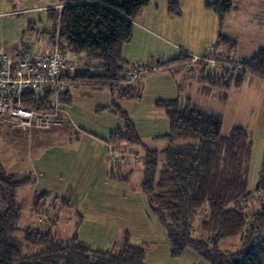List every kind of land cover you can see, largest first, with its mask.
<instances>
[{"label": "trees", "instance_id": "trees-1", "mask_svg": "<svg viewBox=\"0 0 264 264\" xmlns=\"http://www.w3.org/2000/svg\"><path fill=\"white\" fill-rule=\"evenodd\" d=\"M148 4L149 0H62L60 10L50 9L48 17L54 25L45 38L53 46L58 39L63 52L82 55L68 84L108 88L120 98L138 97L139 88L130 77L132 65L123 58L122 47L131 41L133 21ZM167 5L170 15L181 14L179 0H167ZM234 6L233 0L206 4L220 22ZM236 45L235 39L221 34L213 52L206 54L226 65L204 64V74L199 75L203 92L217 90L225 96L232 87L239 88L248 74L264 79V46L249 60L237 62L216 53L218 48L234 49ZM19 48L17 54L37 53L28 41ZM190 57L182 54L162 63V67L178 72L189 64ZM208 64L214 68L208 70ZM66 96L69 104L68 90ZM25 101L27 106L49 109L39 105L36 97L28 96ZM156 105L164 109L170 128L163 135L167 142L162 149L145 147L140 157L141 186L166 230L171 255L179 256L191 248L204 257L206 264H264V157L254 197L248 190L253 149L250 135L239 126L224 135L220 115L196 108L191 99H160ZM113 106L125 114L118 104ZM107 141L115 149L121 142L143 144L131 123L114 130ZM29 181L30 177L7 173L0 163V264H146V246L131 244L128 233L102 251L77 235L61 239L55 230L47 228L51 223L48 217V222L38 218L40 224L34 227H19L27 204L17 201V193ZM48 197L47 192L37 193L31 205L41 210ZM62 202L70 206L67 199ZM227 239H237L235 250L220 247Z\"/></svg>", "mask_w": 264, "mask_h": 264}, {"label": "rangeland", "instance_id": "rangeland-1", "mask_svg": "<svg viewBox=\"0 0 264 264\" xmlns=\"http://www.w3.org/2000/svg\"><path fill=\"white\" fill-rule=\"evenodd\" d=\"M61 1L0 0V50L14 52L4 46L20 47L28 41L30 47L38 51L40 40L53 29L54 23L48 17L49 10H60ZM207 1L203 2L201 23L196 24V32L189 40H194L198 34L200 45L207 42L214 45L219 36L225 34L226 37L233 36L237 45L234 49L224 48L225 54H218L220 58L237 62L249 60L257 54L264 46V0H233L235 6L222 22L212 9L206 7L207 3L216 0ZM198 2L201 1L194 0L193 4ZM172 17L179 29L193 30V14L186 15L181 9L180 15ZM174 41L179 45L184 44L180 40ZM67 54L76 61L82 59L81 54ZM162 58L160 55L155 56L152 64L159 65ZM210 59L216 60L204 53L200 57H190L189 66L193 65L194 69L187 72V79L193 81H178L177 77L182 89L177 97L182 101L191 99L196 108L202 111L219 114L224 135L236 126L247 131L253 140L248 190L257 197L259 172L264 157V79L248 74L239 88L232 87L225 96L224 92L221 96L217 95V91L207 95L200 89V84H203L197 81V76L199 73L204 74V64ZM212 64L206 65V68L213 69ZM137 66L143 65H132L130 77L135 68L140 69ZM143 69L137 79L131 77V80H136L135 85L141 91L138 97L120 98L108 88L97 91L89 86L68 84L70 105L65 102V94L61 108H65L62 116L65 110L68 112L69 121L63 116L65 119L62 117L60 125L48 130H28L12 125L0 127V163L7 173L30 177V181L17 193V201L27 204L18 226L34 227L40 224L38 218L46 222L50 219L47 228L52 232L56 230L61 239L77 235L93 249L102 251L111 248L116 240L128 233L131 244L146 246V264H206L204 257L191 248L185 249L179 256L171 255L166 230L153 213L142 190V158L137 160L134 155L127 154L129 163L114 165V173L109 172V175L103 177L105 167L100 161L101 153L95 142L86 138L89 134L108 140L112 128H124L131 123L142 145H145L134 146L141 156L144 155L145 147L162 149L166 145L167 140L163 135L169 133V120L164 109L156 105L160 98L154 96L159 94L169 98L177 95L170 86L173 74L170 71L165 74H149L153 68ZM188 81L192 82L191 87ZM225 99L228 102L222 105ZM107 102L110 106L108 110L103 107L97 109L98 104ZM114 103L125 114L116 111ZM36 142L38 149L34 147ZM116 146L120 150L121 146L129 145L121 142ZM116 149L113 148V151ZM117 153L113 159L121 158L122 153ZM40 192L49 193V197L41 210H37L31 201ZM62 199H67L70 206L63 205ZM198 221L197 218L195 224ZM237 244V239H227L221 241L220 247L235 250Z\"/></svg>", "mask_w": 264, "mask_h": 264}, {"label": "crops", "instance_id": "crops-1", "mask_svg": "<svg viewBox=\"0 0 264 264\" xmlns=\"http://www.w3.org/2000/svg\"><path fill=\"white\" fill-rule=\"evenodd\" d=\"M194 0H179L180 8L182 9V12L185 13L186 15H194V28L192 31L186 30L185 28L179 29L176 27L174 24V20L172 18V15L169 14L168 12V5H167V0H149V4L145 6L139 14L136 16V18L133 21V28H132V39L130 42L126 43L122 47V55L125 61L129 65H143L144 67L150 65L153 68L150 70L149 74H165L167 71H170L172 73L173 79L171 80L170 86L173 88V91L175 90L176 96H171L169 98H165L159 96V94H156L154 97L155 98H160V99H175L179 98L177 97L180 94V89L178 85V81L181 79H187V72H190L189 70L194 69L193 65L189 66L188 64L183 70L180 71H175L174 69H170L168 67H162V63H165L170 60H174L181 56L182 54H188L193 57H200L203 53L204 55L213 52V44L209 45L207 43H203L202 45L199 44L198 42V34L195 35L194 40H189L190 37H193L192 34L196 32V24L201 23L200 18L202 17V9H204L203 2L205 0H200L201 2H198L196 5L193 4ZM206 2H208L206 0ZM199 4V5H198ZM192 35V36H190ZM225 35V34H224ZM226 36V35H225ZM173 37L174 39H172ZM229 38H232L233 36H228ZM174 40H180L184 44H178ZM41 47L38 51H35L37 53L40 52H49L52 50L53 45L51 40L49 38H44L43 40H40ZM208 45V46H207ZM21 46V45H20ZM7 47V49H13L14 52H7L5 50H0L1 53H11V54H17L19 51V47L16 45L15 46H4ZM165 47V48H164ZM180 47V48H179ZM182 48L185 50L183 51ZM225 49L224 48H218L216 53L218 54H225ZM160 55L163 57V60H160V64L154 65L152 64V59ZM199 55V56H198ZM173 68H178V67H173ZM201 74V73H199ZM198 75V74H197ZM178 77V81L177 78ZM201 79L199 75L197 76V81ZM190 81H193L190 80ZM189 82V81H188ZM136 83V80L135 82ZM192 82L188 83V86L191 87ZM90 87V86H89ZM93 88V87H91ZM97 91H100L101 89H96L93 88ZM186 89V88H185ZM200 89L203 91V86L200 84ZM237 89V88H235ZM102 90H105L102 89ZM214 91L217 90H211V92H206L207 95L213 93ZM103 92H108V91H103ZM111 92V91H110ZM205 92V91H204ZM112 93V92H111ZM141 93V91H140ZM113 94V93H112ZM215 94V93H214ZM221 96V92L217 91V95ZM119 97V96H118ZM113 102V100H112ZM110 102V104L112 103ZM226 102H228V99H225L221 104L225 105ZM70 103V102H69ZM108 104V102H107ZM98 104L96 107L99 109V107H103L104 109L108 110L107 108L109 104ZM70 105V104H69ZM68 106V105H67ZM65 109V108H63ZM62 109V110H63ZM212 114H215L214 112H211ZM219 115V114H216ZM63 116L67 117L69 121V115L68 112L65 110L63 112ZM118 129V128H117ZM116 130L115 128H112L111 133ZM32 133H36L33 131ZM165 135V134H164ZM88 139L93 140L95 142V146L98 148V151L101 153L99 157L102 158L101 164L104 165V169L102 171L103 177L104 175H109V172H113V167L114 165H120V164H126L130 162V159L128 158L127 154L134 155L137 160L140 159L141 154L139 153V150L134 147V146H121V149L124 150L122 151L121 149H116L115 152L122 153L121 154V159H113V155L115 152L113 151V144L107 141V138H103L101 136H92V135H87ZM93 138V139H91ZM85 139V138H82ZM34 147L37 148V142L34 144ZM130 149V150H128ZM133 150V151H132ZM126 151V152H125ZM125 152V153H123ZM99 155V154H98ZM136 160V161H137ZM119 162V163H118ZM109 167H108V166ZM113 174V173H112ZM40 175V173H39ZM104 180V178H103ZM105 181V180H104ZM20 203H23L22 201ZM56 229V228H55ZM56 232V230H55Z\"/></svg>", "mask_w": 264, "mask_h": 264}, {"label": "built area", "instance_id": "built-area-1", "mask_svg": "<svg viewBox=\"0 0 264 264\" xmlns=\"http://www.w3.org/2000/svg\"><path fill=\"white\" fill-rule=\"evenodd\" d=\"M58 45L55 39L52 50L46 53L0 54V127L48 130L62 123L61 103L67 92L68 77L76 70L78 61ZM209 61L226 65L214 59ZM139 72L135 68L132 79L138 78ZM28 96L36 97L39 105L49 109L27 106L24 103Z\"/></svg>", "mask_w": 264, "mask_h": 264}]
</instances>
